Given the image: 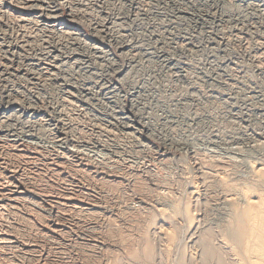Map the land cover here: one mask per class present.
Returning a JSON list of instances; mask_svg holds the SVG:
<instances>
[{"label": "rangeland", "instance_id": "374dc122", "mask_svg": "<svg viewBox=\"0 0 264 264\" xmlns=\"http://www.w3.org/2000/svg\"><path fill=\"white\" fill-rule=\"evenodd\" d=\"M41 1L2 0L4 6L0 3V11L3 10L0 12V37L2 38H0V106L5 107L9 102L15 101L19 106L35 104L34 107L40 109L44 107L49 112L58 108L65 124L61 128L59 126L57 132L62 134L59 138L64 136L57 146L47 144L49 148L45 147V149L37 147L34 149V145L26 143L25 148L24 146L22 148L23 151L16 150L20 158L8 143L5 142L7 146L0 144V168L5 166L11 170L15 168L13 171L19 176L17 181L15 177H10L12 174L8 173L9 171L5 173L1 169L0 185L14 187L17 183L16 186L31 193H27L25 198L18 200L14 207L0 210V216L3 219L0 221V227H4L1 229L7 231L11 237L16 236L11 239L18 244L0 245V264H62L63 262V264H104V262L105 264H200L201 261L203 264L201 253L204 248L202 247L204 237L201 236L202 239L199 238L201 243L198 239L196 245L191 239L197 235L193 234L194 226L200 225V221L203 220L202 215H199L203 207L199 201L197 203L193 199L191 193L196 188L199 191L201 180L194 170V159L191 157L192 153L190 155L189 147L192 145L196 158L200 157L199 159L205 163L208 161L207 163L210 164L215 159L228 163L226 168L220 170V174L226 179V184L231 183L234 188L236 187L229 188V197L232 195L231 197L239 198L238 195H243V191H253H250L251 187L257 190L249 194L264 196V188L259 187V190L262 189L261 195L258 187L253 186L254 182H250V179L254 177L245 168L246 162L254 160L248 148L242 144L238 147L218 145V141L217 145L214 143L216 136L235 133H242L252 138L261 134L264 138V117L258 113L260 109H264V17L258 13L254 14L245 6H236L232 0H230L232 4H225L220 8V12L215 13L222 15L236 13L244 16L248 21L239 23L237 25L239 28L235 26L236 23L231 22L223 23V28L218 27L212 24L211 20H208L205 26H200L187 16L174 15L171 10L172 5L164 6L159 3V0H49L56 1L55 12L49 15L59 17L60 23L65 24L66 30L61 31L59 27L47 28L48 26H43L40 22L39 17H33L30 5L41 8L45 5V1ZM24 3L25 6L28 5L26 6L28 10L24 7ZM177 3L180 6L183 5L181 1ZM192 3L195 2L192 1ZM187 7L191 8L188 4ZM212 11L214 10L210 11L213 14ZM45 14L48 15V12L43 11L42 16ZM249 17L253 18L252 21ZM243 24H247V27ZM69 32L70 36L67 35L70 34ZM49 51L53 52L51 57L48 56ZM44 59L52 63L57 61L55 64L58 65L64 62L61 66L64 69L55 68L49 76L38 66ZM30 61L32 64H28ZM19 64L24 65L21 67ZM8 76L11 77L8 78ZM65 82L72 86L65 87ZM81 85L92 87L93 96L80 95L77 90ZM105 87H110L113 100L110 101L106 99L107 96H104L108 91L104 89ZM60 107L62 108L59 109ZM121 112L142 128L143 125L146 126V123L151 125L152 130L149 132L145 128L146 131L143 130L141 136L129 135L121 130V121L116 119ZM25 118L22 117L20 121L24 123ZM196 118L200 119L197 121ZM13 122L14 124L10 127L19 131L22 123ZM66 123L68 127L65 126ZM64 129L70 130L67 132ZM57 132L50 131L52 135L49 137H54L52 140L55 139ZM169 138L173 139L174 145H169ZM99 140H102L101 143L105 141L104 147L114 143L119 144L123 151L120 149L122 152L118 150L116 155L110 156L108 152H98L89 148V145L90 151L78 145L84 144L83 142L91 143V141L99 143ZM260 140L257 143L264 141V139ZM235 147L239 151L235 150ZM2 149L4 153L1 152ZM75 149H78V154ZM65 151L67 157L64 154ZM162 152L167 154L164 164H160L158 159ZM54 153H59L57 159ZM61 154H63L62 157ZM79 159H82V163ZM259 179L262 181L264 175ZM214 189L211 188L212 192ZM159 192L162 193V197L158 195ZM35 194H38L39 200L33 197ZM62 194L65 196L62 197ZM69 195L71 196L68 197ZM217 195V191L211 193L213 199H217ZM159 197L161 199H158ZM54 200H56L53 203L55 207L51 203ZM63 202L66 203L65 206L62 205ZM142 202L145 204L142 205ZM158 203L159 206H157ZM70 205L75 212H70L73 210ZM238 206H235V209L233 206V211L229 213L231 215L228 214L227 217L220 215L222 224L219 220L210 222L209 228L212 229V235L227 227L229 222L230 224L233 222L229 227L235 224L236 215L246 210L243 206ZM237 209L243 210L239 212ZM165 214L169 217H163ZM43 222L48 224V227ZM55 224L56 227H54ZM159 227L160 229L162 227L163 232L165 230V233H168L167 243H164L162 247L163 251L157 239H154L155 236H152V230ZM48 229L52 232L51 234ZM57 229L61 230V233ZM44 232H47V235ZM242 237L244 236L240 235L241 240ZM211 238V243L209 242L208 245L211 247L213 245L212 250L215 248L216 251L215 235ZM225 238L224 241L228 240L234 247V251L240 255L242 249H239L229 238ZM115 242L118 246H115ZM22 245H24L23 248ZM1 246L6 247L5 251ZM225 257L224 254L221 256L222 262L227 261ZM209 263L216 264L214 260L206 262V264Z\"/></svg>", "mask_w": 264, "mask_h": 264}, {"label": "bare ground", "instance_id": "6f19581e", "mask_svg": "<svg viewBox=\"0 0 264 264\" xmlns=\"http://www.w3.org/2000/svg\"><path fill=\"white\" fill-rule=\"evenodd\" d=\"M33 1V0H32ZM41 1V0H40ZM45 2H44V6H41V8H38V7H35V6H32V5H30L31 6V11L30 12H32V15H33V17H39L40 18V22H42L43 23V26H48L47 28H56V27H59V30H66L65 28V24L63 23H60V21H59V17H57V16H51V15H49V13H51L52 14V12H55V5H56V1H47V0H44ZM64 1V0H63ZM177 1H181V4H183L182 6H180L178 3H177ZM192 1L193 2H195V3H192ZM235 4H236V6H241V7H243V6H245L247 9H249V10H251V11H253L254 12V14L255 13H258V14H260L261 16H263L264 17V0H232ZM42 2V1H41ZM138 2V1H137ZM0 3H1V5H3V3H2V0H0ZM14 3V2H13ZM159 3H162L164 6H166V5H168V4H170V5H172V7H171V10H172V12H174L173 14L174 15H182V16H187L189 19H191L192 21H194L195 23H197V24H199L200 26H205V24H207L208 23V20H211L210 22L212 23V24H216V26H220V27H222V24L223 23H226V22H231V23H236L235 24V26L236 27H238L237 25L239 24V23H242V22H244V21H248L246 18H244V16L242 17L240 14H236L235 13V15H222V14H220V13H215V12H217V11H219L220 10V8L222 7V6H224L225 4H228V5H230V4H232V2L230 1V0H159ZM43 4V3H42ZM57 4H58V1H57ZM62 4V3H61ZM187 4L188 5H190L191 6V8H188L187 7ZM23 5V4H22ZM36 5V4H35ZM38 5V4H37ZM4 6V5H3ZM26 6H28L27 4H26ZM26 6H25V3H24V7L26 8ZM40 6V5H39ZM61 6V5H60ZM59 6V7H60ZM64 6V5H63ZM23 7V6H22ZM43 7V8H42ZM58 7V6H57ZM183 7H185V8H183ZM3 8V7H2ZM1 8V9H2ZM61 8V7H60ZM158 8V7H157ZM7 9V8H6ZM19 9V8H18ZM27 9V8H26ZM30 9V8H29ZM57 9V8H56ZM166 9V8H165ZM5 10V9H4ZM28 10V9H27ZM66 10V9H65ZM211 10H214V11H212V12H214L213 14L210 12ZM1 11H3V10H1ZM0 11V12H1ZM43 11L44 12H48V15H46L45 14V16H42V13H43ZM60 11V10H59ZM5 12H7L8 13V11H5ZM61 12V11H60ZM220 12V11H219ZM15 13V12H14ZM22 13H23V11H22ZM58 13V12H57ZM56 13V14H57ZM69 13V12H68ZM195 13H197V14H195ZM5 14V13H4ZM3 14V15H4ZM15 14H17V13H15ZM19 14V13H18ZM30 14V13H29ZM123 14V13H122ZM257 14V15H258ZM31 16V15H30ZM178 16H176V17H178ZM17 17V16H16ZM19 17H21L20 15H19ZM253 17H255V16H253ZM18 18V17H17ZM28 18V17H27ZM250 18L251 17H249V20H250ZM262 18V17H261ZM19 19V18H18ZM173 19V18H172ZM171 19V20H172ZM252 19L253 18H251V21H252ZM3 20V19H2ZM25 21H26V19H24ZM33 20V19H32ZM36 20V19H35ZM178 20V19H177ZM20 21V20H19ZM23 21V20H22ZM175 21V20H174ZM263 21V20H262ZM29 22V21H28ZM23 23V22H22ZM36 23V22H35ZM37 23H39L38 21H37ZM99 23V22H98ZM27 24V23H26ZM34 24V23H33ZM249 24H251L250 22H249ZM42 25V24H41ZM170 25H172V24H170ZM244 25V24H243ZM247 25V24H246ZM246 25H244V26H246ZM240 26V25H239ZM45 27V28H46ZM71 27V26H70ZM232 27V26H231ZM234 27V26H233ZM241 27V26H240ZM247 27V26H246ZM40 28V27H39ZM223 28V27H222ZM239 28V27H238ZM220 29V28H219ZM218 29V30H219ZM32 30V29H31ZM47 30V29H46ZM54 30V29H53ZM48 31V30H47ZM61 31H59V32H61ZM68 31H70V30H68ZM67 32V31H66ZM71 32V31H70ZM69 32V33H70ZM73 32V31H72ZM223 32V31H222ZM0 33H1V31H0ZM62 33V32H61ZM64 33V32H63ZM227 33V32H226ZM67 34V33H66ZM74 34V33H73ZM68 36H70L71 35V33L70 34H67ZM193 35V34H192ZM79 36V35H78ZM194 36V35H193ZM19 37V36H18ZM241 37V36H240ZM1 38V37H0ZM4 38V37H3ZM2 39V38H1ZM5 40V39H4ZM3 40V41H4ZM28 40V39H27ZM8 41V40H7ZM4 44V43H3ZM8 45H11V44H8ZM2 46V45H1ZM13 47V46H12ZM11 47V48H12ZM15 47V46H14ZM20 47V46H19ZM52 47V46H51ZM60 47V46H59ZM182 47V46H181ZM10 48V47H9ZM18 48V47H17ZM21 49V48H20ZM2 50V49H1ZM5 50V49H4ZM8 49H7V47H6V51H7ZM10 50V49H9ZM5 51V53L7 54V52ZM4 52V51H3ZM13 53H14V51H12ZM43 52V51H42ZM41 52V53H42ZM122 52V51H121ZM49 54H48V56L49 57H51V55H52V51L50 52H48ZM65 53V52H64ZM263 53V52H262ZM3 54V53H2ZM1 54V55H2ZM38 54V53H37ZM44 54H45V51H44ZM55 54V53H54ZM57 54V53H56ZM58 54H60V53H58ZM5 55V54H4ZM36 55V54H35ZM35 55H34V57H35ZM211 55V54H210ZM11 56V55H10ZM13 56V55H12ZM18 56V55H17ZM77 56V55H76ZM3 57V56H2ZM5 57H6V55H5ZM39 58H41L42 56H38ZM61 57V56H60ZM43 58H45V57H43ZM56 58V57H55ZM62 58V57H61ZM248 58V57H247ZM7 59V58H6ZM29 59V58H28ZM47 59H50V58H47ZM47 59H44V61L42 60V63L40 62L39 64H38V66L41 68V70L44 72V73H48L49 74V76H50V73L52 72V70L53 69H55V68H57V69H59L61 66H62V64H64V62L61 64H55L57 61H55V62H50V60H49V62H47ZM8 60V59H7ZM24 60V59H23ZM55 60V59H54ZM56 60H58V59H56ZM67 60V59H66ZM65 60V61H66ZM70 60V59H69ZM73 60V59H72ZM213 60V59H212ZM9 61V60H8ZM7 62V61H6ZM6 62H5V64H6ZM73 63H74V61H72ZM8 63V62H7ZM11 63V62H10ZM22 63H26L27 64V62H22ZM76 63V62H75ZM0 64H1V62H0ZM13 64V63H12ZM25 64V65H26ZM28 64H32L31 63V61H30V63H28ZM20 65V64H19ZM22 65H24V64H22ZM22 65H20L21 67H22ZM8 66L9 67H11L9 64H8ZM31 67H32V65H31ZM6 68V67H5ZM20 68V67H19ZM26 68V67H25ZM30 68V67H29ZM61 68H63V67H61ZM9 69V68H8ZM28 69V68H27ZM64 69V68H63ZM2 70V69H1ZM4 70V69H3ZM12 70H16V69H12ZM40 70V71H41ZM120 70V69H119ZM5 71V70H4ZM13 71V72H14ZM32 71V70H31ZM41 71V72H42ZM27 72V71H26ZM34 72V71H33ZM32 72V73H33ZM7 73H9V72H7ZM11 73V72H10ZM19 73V72H18ZM34 73H36V72H34ZM38 73V72H37ZM43 73V74H44ZM54 73V72H53ZM122 73V72H121ZM3 74V73H2ZM12 74V73H11ZM14 74V73H13ZM41 74V73H40ZM63 74V73H62ZM10 75V74H9ZM15 75V74H14ZM31 75H33V74H31ZM42 75V74H41ZM47 75V74H46ZM1 76V75H0ZM17 76H19V75H17ZM23 76H25V75H23ZM34 76V75H33ZM42 76H44V75H42ZM9 77H11V76H8V78ZM27 77V76H26ZM51 77H52V74H51ZM2 78V77H1ZM28 78H29V76H28ZM34 78V77H33ZM36 78V77H35ZM46 78V77H45ZM32 79V78H31ZM30 79V80H31ZM43 79H44V77H43ZM56 79V78H55ZM36 80V79H35ZM46 80V79H45ZM49 80V79H48ZM51 80V79H50ZM65 80V79H64ZM67 80V79H66ZM230 80V79H229ZM4 81H5V79H4ZM34 81V80H33ZM46 82V81H45ZM32 83V82H31ZM38 83V82H37ZM47 83H50V82H47ZM53 83V82H52ZM54 83H56L55 81H54ZM59 83V82H58ZM64 83V82H63ZM66 84L64 85L65 87H70V86H72L71 84H69V83H67V82H65ZM2 84V83H1ZM36 84V83H35ZM34 84V85H35ZM3 85V84H2ZM50 85V84H49ZM54 85V84H53ZM59 85H60V83H59ZM62 85V84H61ZM57 86V85H56ZM63 86V85H62ZM75 86H77V85H75ZM106 86H109V85H106ZM53 88V87H52ZM57 88V87H56ZM60 88V87H59ZM76 88V87H75ZM61 89V88H60ZM77 89V88H76ZM105 90H108L105 94H104V96H107L108 98H106V99H108V100H110L111 101V99L113 98V96H112V91H110V87H105L104 88ZM115 89V88H114ZM114 89H112V90H114ZM254 89V88H253ZM12 90V89H11ZM67 90V89H66ZM94 89H92V87H87V86H85V85H81V87L80 88H78V90L77 91H79V93H80V95H86V96H88V95H90V96H93V93H92V91H93ZM96 90V89H95ZM8 91H10V90H8ZM57 91V90H56ZM98 91H100V90H98ZM115 91V90H114ZM253 91V90H252ZM2 92H4L3 90H2ZM59 92V91H58ZM94 92V91H93ZM254 92V91H253ZM65 94H66V92H64ZM70 93V92H69ZM142 93V92H141ZM250 93H252V92H250ZM9 94H12L13 95V93H9ZM8 94V95H9ZM16 94H17V92H16ZM15 94V95H16ZM58 94V93H57ZM60 94H63V93H60ZM97 94V93H96ZM2 95V94H1ZM68 95V94H67ZM136 95H138V94H136ZM254 95H257V94H255L254 93ZM71 96H72V94H71ZM110 96V97H109ZM246 96V95H245ZM4 97H5V95H4ZM17 97V96H16ZM64 97V96H63ZM68 97H69V95H68ZM67 97V98H68ZM255 97V96H254ZM105 98V97H104ZM244 98V97H243ZM133 99V98H132ZM113 100V99H112ZM0 101H1V99H0ZM61 101V100H60ZM224 101V100H223ZM263 101V100H262ZM39 102V101H38ZM82 102V101H81ZM88 102V101H87ZM4 103V102H3ZM23 103V102H22ZM65 103V102H64ZM72 103H73V101H72ZM246 103V102H245ZM255 103V102H254ZM62 104V103H61ZM248 104V103H247ZM22 105V104H21ZM26 105V104H25ZM65 105V104H64ZM5 106V105H4ZM34 106H35V104H34ZM34 106H32V105H30V104H28L27 106H19L18 105V103H15V101L14 102H9V104H7V106H5V107H1L0 106V144H6V143H8V145L10 146V148H14V152H16V150L18 151V152H20V151H23L22 150V148H23V146H24V148H25V145H26V143H30V144H32V145H34V149H35V147H37V148H40V149H45V147H47V148H49L48 146H47V144L49 145V144H55V146H57V143H59V142H62V137L64 136H61V138H59L60 137V135H62V134H58V132H57V130H58V127L60 126V128H61V126H63L65 123H64V121H63V119L61 118L63 115L61 114V112H60V110H58V108L57 109H54L53 110V112L51 111V112H49V110H46L44 107H42L41 109L40 108H37V107H34ZM37 106V105H36ZM53 106V105H52ZM63 106V105H62ZM55 107V106H54ZM62 107H60L59 109H61ZM259 108V107H258ZM101 109V108H100ZM51 110V109H50ZM239 111V110H238ZM85 112V111H84ZM131 112V111H130ZM49 113H51V114H49ZM255 113V112H254ZM258 113L260 114V116H262V117H264V109H260L259 111H258ZM53 114V115H52ZM241 114V113H240ZM16 115H18L17 117H16ZM96 115V114H95ZM133 115V114H132ZM198 116V115H197ZM255 116V115H254ZM24 118V117H26L25 118V121H24V123L22 122V121H20V119L21 118ZM95 117V116H94ZM104 117V116H103ZM116 117V116H115ZM67 119V118H66ZM73 119V118H72ZM105 119V118H104ZM111 119V118H110ZM116 119H118L119 121H121L120 122V124H121V130H123V131H125V132H127L129 135H133V137H134V135H142V131L143 130H145V128L147 129V131H151L152 129H151V125L149 126V124H147L146 123V126H144L143 125V128H142V126H138L136 123H134V122H132L131 121V119L129 118V117H127V115L124 113V112H121L120 113V116L117 118L116 117ZM197 119V118H196ZM200 119V118H199ZM199 119H197V121L199 120ZM23 120V119H22ZM71 120V119H70ZM108 120V119H107ZM13 121H16V123L18 124V123H22V124H20L21 125V129L19 128V131L18 130H15V129H12L11 127H10V125L11 124H14V122ZM138 121V120H137ZM195 121V120H194ZM263 121V120H262ZM13 122V123H12ZM66 122V121H65ZM139 122H140V118H139ZM166 122H168V121H166ZM173 122V121H172ZM193 122V121H192ZM15 123V124H16ZM107 123V122H106ZM130 123H133V124H130ZM138 123V122H137ZM143 123V122H142ZM196 123H199V122H196ZM72 124V123H71ZM73 125V124H72ZM111 125V124H110ZM12 126V125H11ZM65 126H67V123H66V125ZM105 126H107V124L105 125ZM109 126V125H108ZM117 126V125H116ZM68 127V126H67ZM66 127V128H67ZM71 127V126H70ZM78 127V126H77ZM113 127V126H112ZM247 127V126H246ZM43 128H45V129H43ZM48 128V129H47ZM74 128V127H73ZM95 128V127H94ZM100 128V127H99ZM103 128H105V127H103ZM107 128V127H106ZM72 129V128H71ZM112 129V128H111ZM42 130V131H41ZM48 130H50V131H52V130H54V131H56L57 132V136H56V138L55 139H53L52 140V138H54V137H52V138H50L49 136L50 135H52V134H50L49 132H48ZM65 130V129H64ZM67 130H70V129H67ZM67 130H65V131H67ZM100 130V129H99ZM102 130V129H101ZM119 130H120V128H119ZM120 130V131H121ZM72 131V130H71ZM74 131H75V129L73 130V133H74ZM93 131H94V129H93ZM96 131V130H95ZM146 131V130H145ZM216 131V130H215ZM235 131V130H234ZM68 132V131H67ZM76 132V131H75ZM106 132V131H105ZM71 133V132H70ZM75 134V133H74ZM191 134V133H190ZM232 134V133H231ZM70 135V134H69ZM112 135V134H111ZM127 135V134H126ZM125 135V136H126ZM71 136H72V134H71ZM74 136V135H73ZM77 136V135H76ZM67 137V136H66ZM66 137H64V139L66 138ZM78 137V136H77ZM99 137V136H98ZM129 137V136H128ZM128 137H127V139H128ZM257 137V139L258 140H260V139H264V138H262L261 137V134L259 135V134H257V135H255L253 138L252 137H250V136H246L245 134H237V133H235V134H233V135H230V134H228V135H220L219 137L218 136H216V141H214V143H215V145H217L216 143H217V141H218V145H222V146H229V145H231V146H241V144H242V146H245V147H247L248 148V150H249V154L251 153L252 155H251V157L254 159V160H249L248 162H246L247 164H244L245 165V168L247 169V171L250 173V175L252 176V177H254V179H250V182L251 181H253L254 182V184H253V186L254 187H258V190H259V187H263L264 188V179L262 180V181H259L260 179V177L261 176H263L264 175V141L262 142V143H257V142H259L258 140H256L255 138ZM68 138H69V136H68ZM81 139V138H80ZM80 139H78L79 141H81ZM90 139V138H89ZM96 139V138H95ZM109 139V138H108ZM129 139H130V137H129ZM133 139H135V138H133ZM170 139V138H169ZM68 140V139H67ZM74 140V139H73ZM72 140V138H71V141H73ZM76 140V139H75ZM85 140V139H84ZM97 140V139H96ZM209 140V139H208ZM214 140V139H213ZM78 141V142H79ZM83 141V140H82ZM82 141L80 142V143H82ZM102 141V140H101ZM101 141L99 140V143L98 142H96V141H91V143H86V142H83L84 144H78L79 145V147H82L83 146V148L84 149H86V148H88L89 146V148H91V149H93V150H95V151H98V152H108V154H110V156H112L113 154H117V151L118 150H120V149H122V146H119V144H108L109 146L108 147H104V145L103 144H105V141L103 142V143H101ZM111 141V140H110ZM113 141V140H112ZM169 141V145H174L173 144V139L171 138L170 140H168ZM203 141V140H202ZM261 141V140H260ZM6 142V143H5ZM74 142V141H73ZM126 142V141H125ZM188 142V141H187ZM182 143V142H181ZM207 143H209V142H207ZM211 143V142H210ZM25 144V145H24ZM45 144H46V146H45ZM75 144V146H76V142L74 143ZM73 144V145H74ZM134 144V143H133ZM177 144H180V143H178L177 142ZM188 144V143H187ZM244 144V145H243ZM51 145H50V147H51ZM72 145V146H73ZM89 145V146H88ZM183 145V144H182ZM181 145V146H182ZM1 146V145H0ZM6 146H7V144H6ZM125 146V145H124ZM196 146V145H195ZM61 147V146H60ZM77 147V146H76ZM165 147V146H164ZM183 148H184V146H182ZM189 147V146H188ZM192 147V148H191ZM191 147H189V150L191 149V151H190V155H191V153H192V155H191V157L194 159V164H195V169L194 170H196L195 172L199 175L198 177L200 178V180H201V183L199 182V185H200V189H199V191L198 190H196V189H198V188H196V189H193L192 190V196H193V199L195 200V201H197V203H198V201H199V203H200V205H201V207H203L202 208V212H201V214H199V215H202V221H200L201 222V224L199 225V224H196L195 226H194V235H196L195 237H192L191 239H192V242H193V244L194 245H196L197 244V240L202 236V237H204V240L202 239V237H201V239H202V247H204V248H202L201 250L203 251V253H201V255H203L202 256V258H203V264H206V262L208 261V260H214V262H216V264H264V196L260 193V190H262V189H260L259 190V193L262 195V197L261 196H258V195H255V194H249V193H251V192H253L254 190H257V189H255V188H253V187H251V189H250V191L251 190H253V191H251V192H249V191H247L246 190V192L245 191H243V195H238L239 196V198H234V197H229V188L230 187H232V188H234L232 185H231V183L228 185V184H226V179H224V176H222L221 174H220V170L221 169H223V168H226V165L228 164V163H226L225 161L224 162H222L223 160H221V161H216V159L214 160V161H212L210 164L209 163H205V162H203V161H201L199 158H196V154L194 153V150H193V146L191 145ZM217 147V146H216ZM57 148V147H56ZM66 148H68V147H66ZM65 148V149H66ZM83 148H82V150H83ZM88 148V150L90 151L91 149H89ZM130 148V147H129ZM236 149L235 150H238V148L237 147H235ZM4 149V148H3ZM3 149L1 150V152L3 151ZM9 149V148H8ZM28 149H30V148H28ZM79 150H80V148H78ZM77 149V150H78ZM126 149H128V148H126ZM131 149V148H130ZM222 149V148H221ZM12 150V149H11ZM25 150H27V149H25ZM48 150V149H47ZM55 150V149H54ZM57 150V149H56ZM60 150V149H59ZM72 150H74V149H72ZM76 149H75V151H77ZM87 150V151H88ZM125 150V149H124ZM134 150V149H133ZM144 150V149H143ZM226 150V149H225ZM88 151V152H89ZM121 151V150H120ZM122 151H123V149H122ZM121 151V152H122ZM128 151H130V150H128ZM132 151V150H131ZM138 151V150H137ZM218 151V150H217ZM239 151V150H238ZM26 152V151H25ZM32 152V151H31ZM33 152H34V150H33ZM36 152V151H35ZM52 152V151H51ZM58 152V151H57ZM56 152V153H57ZM71 152V151H70ZM78 152L79 151H77V154H78ZM81 152V151H80ZM83 152H85V151H83ZM136 152V151H135ZM237 152V151H236ZM2 153H4V152H2ZM6 153V152H5ZM17 153V152H16ZM126 153V152H125ZM128 153V152H127ZM132 153V152H131ZM137 153V152H136ZM189 153V152H188ZM1 154V153H0ZM12 154V153H11ZM10 154V155H11ZM34 154V153H33ZM59 154V153H58ZM58 154H53L54 155V157H56V159H57V157H59L58 156ZM64 154H66V151H65V153ZM81 154H82V152H81ZM80 154V155H81ZM87 154V153H86ZM92 154V153H91ZM96 154V153H95ZM118 154H119V152H118ZM129 154V153H128ZM7 155H8V153H7ZM7 155L5 156V157H7ZM13 155V154H12ZM16 155V154H15ZM17 155H18V157L20 158V154H18L17 153ZM47 155V154H46ZM62 155L63 154H61V157H62ZM71 155V154H70ZM114 155V156H115ZM127 155V154H126ZM136 155V154H135ZM210 155V154H209ZM212 155V154H211ZM27 156V155H26ZM29 156V155H28ZM75 156V155H74ZM128 156V155H127ZM131 156V155H130ZM166 156H167V154H166V152H162L160 155H159V157H158V159L160 160L159 162H160V164L162 163V164H164V162L167 160V159H165L166 158ZM2 157H3V155H2ZM30 157H31V155H30ZM66 157H67V154H66ZM69 157V156H68ZM76 157V156H75ZM79 157V156H78ZM82 157V156H81ZM101 157V156H100ZM217 157V156H216ZM241 157H242V155H241ZM246 157H247V155H246ZM250 157V156H249ZM106 158V157H105ZM112 158V157H111ZM117 158V157H116ZM192 158H190V159H192ZM2 159V158H1ZM14 159V158H13ZM64 159V158H63ZM69 159V158H68ZM102 159V158H101ZM113 159V158H112ZM206 159V158H205ZM246 159V158H245ZM248 159V158H247ZM251 159V158H250ZM109 160V159H108ZM219 160V159H218ZM18 161V160H17ZM71 161V160H70ZM78 161V160H77ZM87 161V160H86ZM88 161H89V159H88ZM238 161V160H237ZM79 162L80 163H82V159H79ZM97 162V161H96ZM117 162V161H116ZM157 162V161H156ZM6 163V162H5ZM62 163V162H61ZM65 163V162H64ZM112 163H114V162H112ZM245 163V162H244ZM1 164V163H0ZM59 164V163H58ZM69 164V163H68ZM87 164V163H86ZM52 165V164H51ZM81 165V164H80ZM1 166V165H0ZM53 166V165H52ZM105 166V165H104ZM16 167V166H15ZM65 167V166H64ZM84 167V166H83ZM238 167V166H237ZM243 167V166H242ZM12 168H13V166H12ZM82 168V167H81ZM229 168V167H228ZM1 169L3 170V172H7V171H9L8 173H11L12 175L10 176V177H12L13 176V178L15 177V179L18 181L19 179H18V175H17V173L15 172V171H13V169H15V168H13L12 170L10 169H7V167L5 166V167H2V168H0V171H1ZM7 169V170H6ZM17 169H18V167H17ZM78 169V168H77ZM76 169V170H77ZM93 169V168H92ZM230 169V168H229ZM5 170V171H4ZM43 170V169H42ZM81 170V169H80ZM225 170V169H224ZM94 171V170H93ZM102 171V170H101ZM100 171V172H101ZM230 171H231V169H230ZM69 172V171H68ZM77 172V171H76ZM121 172V171H120ZM247 172V173H248ZM2 173V172H1ZM1 173H0V175H1ZM85 173V172H84ZM112 173V172H111ZM227 173V172H226ZM101 174V173H100ZM109 174V173H108ZM230 174V173H229ZM233 174V173H232ZM8 175H10V174H8ZM57 175V174H56ZM111 175H113V174H111ZM192 175H194L193 173H192ZM72 176V175H71ZM110 176V175H109ZM114 176V175H113ZM113 176H111V177H113ZM184 176V175H183ZM2 177V176H1ZM4 177H7V176H4ZM108 177V176H107ZM191 177V176H190ZM229 177V176H228ZM251 177V178H252ZM8 178V177H7ZM117 178V177H116ZM231 178V177H230ZM12 179V178H11ZM10 179V180H11ZM24 179V178H23ZM108 179V178H107ZM111 180H112V178H110ZM184 179V178H183ZM192 179V178H191ZM116 180V179H115ZM62 181V180H61ZM110 181V180H109ZM142 181V180H141ZM145 181V180H144ZM228 181V180H227ZM114 182V181H113ZM163 182V181H162ZM174 182V181H173ZM197 182V181H196ZM233 182V181H232ZM234 182H236V181H234ZM249 182V181H248ZM11 183V182H10ZM13 183H14V180H13ZM12 183V184H13ZM228 183V182H227ZM238 183V182H237ZM242 183V182H241ZM258 183V185H255V184H257ZM3 184V183H2ZM16 184L17 183H15V185H14V187H12V186H10L9 187V185H0V210L1 209H5L6 207H14L15 205H16V203L18 202V200H21L27 193L28 194H31V193H29V192H27V191H25L24 190V188L23 189H21V187H18V186H16ZM22 184V183H21ZM155 184V183H154ZM236 184V183H235ZM246 184V183H245ZM238 185V184H237ZM244 185V184H243ZM22 186V185H21ZM156 186V185H155ZM198 186V185H197ZM36 187V186H35ZM246 187V186H245ZM244 187V188H245ZM64 188V187H63ZM164 188V187H163ZM167 188V187H166ZM170 188V187H169ZM189 188V187H188ZM187 188V189H188ZM195 188V187H194ZM211 188L213 189V188H215L214 190H213V192H215V191H217V196H218V198L216 199H213L212 198V196H211V193H213L212 192V190H211ZM236 188V187H235ZM234 188V189H235ZM248 189V188H247ZM29 190V189H28ZM33 190V189H32ZM79 190V189H78ZM165 190V189H164ZM249 190V189H248ZM232 191H233V189H232ZM236 191V190H235ZM238 191H240V189L238 190ZM264 191V190H263ZM263 191H261V192H263ZM31 192V191H30ZM157 192V191H156ZM230 192H231V190H230ZM248 192V193H247ZM258 192V191H257ZM34 193V192H33ZM37 193V192H36ZM233 193H236V192H233ZM255 193V192H254ZM40 194V193H39ZM65 194V193H64ZM64 194H62V197H64L65 195ZM67 194V193H66ZM162 193L161 192H159V194L158 195H160L161 197H162V195H161ZM232 194V193H231ZM237 194V193H236ZM38 195V194H37ZM36 194L33 196L35 199H38L39 200V197L37 196ZM49 195V194H48ZM53 195V194H52ZM64 195V196H63ZM177 195V194H176ZM29 196V195H28ZM27 196V197H28ZM71 195H69L68 197H70ZM164 196V195H163ZM215 196V195H214ZM50 197V196H49ZM161 197H159L158 199H161ZM169 197V196H168ZM167 197V198H168ZM25 198V197H24ZM42 198V197H41ZM41 198H40V200H41ZM66 198V197H65ZM172 198V197H171ZM28 199V198H27ZM43 199V198H42ZM71 199V198H70ZM73 199V198H72ZM174 199H175V196H174ZM29 200V199H28ZM64 200V199H63ZM145 200V199H144ZM163 200V199H162ZM56 200H54L53 202L51 201V203H52V205H53V203L55 202ZM57 201H59V200H57ZM67 201V200H66ZM77 201V200H76ZM194 201V202H195ZM30 202V201H29ZM60 202V201H59ZM88 202V201H87ZM141 202V201H140ZM158 202V201H157ZM157 202H156V204H157ZM38 203V202H37ZM46 203V202H45ZM69 203V202H68ZM73 203H75V202H73ZM159 203H160V201H159ZM159 203H158V205L157 206H159ZM174 203H175V201H174ZM178 203V202H177ZM181 203V202H180ZM40 204V203H39ZM70 204V203H69ZM72 204V203H71ZM92 204V203H91ZM142 205H144L145 203H141ZM150 204H152V203H150ZM163 204H164V202H163ZM179 204V203H178ZM186 204V203H185ZM239 205V206H243V208L244 209H246L245 211H242L241 213H238V212H236V213H238L237 215H236V218H234V219H236V222H235V224L233 225V226H230L229 227V225H231V224H233V222L230 224V222H229V225L227 226V227H224L220 232H219V230H218V232L215 234L214 233V235H215V240L214 241H217V242H215V244H216V246H217V249H216V251H215V248H214V250H212V247H213V245H212V247H211V245H208V244H210L211 242H210V239H214V237H212L211 238V236H214V235H212V229L210 230V226H209V224H210V222H216V221H218L219 220V222H220V217L221 216H226V215H228L230 212H232L233 210H232V208H233V206H234V209H235V206H237V205ZM18 205V204H17ZM50 206H52L51 204H49ZM59 205V204H58ZM58 205H56V206H58ZM61 205V204H60ZM62 205H66V203L65 202H63L62 203ZM74 205H76V204H74ZM83 205H84V203H83ZM93 205H94V203H93ZM197 205V204H196ZM54 207H55V205H53ZM53 206H52V208H53ZM69 206V205H68ZM96 206V205H95ZM156 206V205H155ZM160 206H162V205H160ZM170 206H172V205H170ZM178 206V205H177ZM187 206V205H186ZM185 206V207H186ZM238 206V207H239ZM19 207V206H18ZM60 207V206H59ZM70 207H71V205H70ZM74 207V206H73ZM77 207V206H76ZM87 207H89L88 205H87ZM99 207V206H98ZM144 207V206H143ZM151 207V206H150ZM189 207H190V205H189ZM238 207H236V208H238ZM33 208V207H32ZM72 208V207H71ZM79 208H81V207H79ZM78 208V209H79ZM84 208H86V207H84ZM139 208V207H138ZM145 208V207H144ZM153 208V207H152ZM161 208V207H160ZM170 208V207H169ZM180 208V207H179ZM242 208V207H241ZM16 209V208H15ZM15 209H13V210H15ZM66 209H68V208H66ZM70 209V208H69ZM73 209V208H72ZM76 209V208H75ZM98 209V208H97ZM182 209V208H181ZM192 209V208H191ZM190 209V210H191ZM6 210H8L7 208H6ZM20 210V209H19ZM27 210V209H26ZM34 210V209H33ZM57 210V209H56ZM55 210V211H56ZM59 210V209H58ZM71 210V209H70ZM92 209H90V211H91ZM156 210V209H155ZM158 211H160L159 209H157ZM168 210V209H167ZM170 210V209H169ZM173 209H171V211H172ZM239 212L241 211V210H243V209H237ZM49 211V210H48ZM60 211V210H59ZM62 211V210H61ZM64 211H65V209H64ZM67 211V210H66ZM74 211V209L72 210V211H70V212H73ZM79 211V210H78ZM81 211V210H80ZM86 211V210H85ZM95 211V210H94ZM144 211H146V209L144 210ZM163 211H165V210H163ZM236 211V210H235ZM1 212V211H0ZM14 212V211H13ZM75 212V211H74ZM93 212V211H92ZM96 212H97V210H96ZM167 212H169V211H167ZM195 212H197V211H195ZM33 213V212H32ZM82 213V212H81ZM83 213H84V211H83ZM123 213V212H122ZM142 213H143V211H142ZM149 214H150V212H148ZM156 213V212H155ZM161 213V212H160ZM159 213V214H160ZM194 213V212H193ZM78 214V213H77ZM85 214H89V213H85ZM95 214V213H94ZM164 214V213H163ZM166 214H168V213H166ZM160 215V216H163V217H165V216H167V215ZM240 214H242V215H240ZM1 215V214H0ZM3 215V214H2ZM43 215V214H42ZM54 215V214H53ZM60 215H61V212H60ZM67 215V214H66ZM91 215V214H90ZM89 215V216H90ZM98 215V214H97ZM169 215V214H168ZM172 215H174V214H172ZM176 215V214H175ZM186 215H187V213H186ZM193 215V214H192ZM198 215V216H199ZM221 215V216H220ZM229 215H231V214H229ZM58 215H56V217H57ZM63 216V215H62ZM93 216V215H92ZM171 216V215H170ZM234 216V215H233ZM4 216H2V218H3ZM155 217V216H154ZM157 217V216H156ZM167 217H169V216H167ZM175 217V216H174ZM195 217V216H194ZM227 217V216H226ZM30 218V217H29ZM225 218V217H224ZM233 218V217H232ZM0 219H1V216H0ZM47 219V218H46ZM136 219V218H135ZM157 219V218H156ZM159 219V218H158ZM193 219V218H192ZM200 219V218H199ZM227 219V218H226ZM230 219V218H229ZM6 220V219H5ZM21 220H23V219H21ZM25 220V219H24ZM165 220V219H164ZM167 220V219H166ZM169 220H170V218H169ZM190 220V219H189ZM224 220V219H223ZM0 221H3V219H1ZM145 221V220H144ZM198 221V222H199ZM226 221V220H225ZM231 221H232V219H231ZM26 222V221H25ZM31 222H32V220H31ZM58 222V221H57ZM189 222V221H188ZM3 223V222H2ZM15 223V222H14ZM21 223V222H20ZM27 223V222H26ZM34 223V222H33ZM44 224H45V222H43ZM172 223V222H171ZM211 223V224H212ZM221 223V222H220ZM225 223V222H224ZM228 223V222H227ZM131 224V223H130ZM156 224V223H155ZM159 224V223H158ZM222 224V223H221ZM4 225V224H3ZM6 225V224H5ZM18 225V224H17ZM31 225H32V223H31ZM30 225V226H31ZM46 226L48 225V224H45ZM44 225V226H45ZM152 225V224H151ZM45 226V227H46ZM161 226H163V225H161ZM222 226V225H221ZM8 227H10V226H8ZM48 227V226H47ZM54 227H56V224H55V226ZM54 227H52V228H54ZM58 227V226H57ZM67 227V226H66ZM109 227V226H108ZM146 227V226H145ZM155 227V226H154ZM188 227V226H187ZM1 228H4V227H0V245L1 244H3L4 246L5 245H7V244H11V243H16V242H14L11 238L13 237H11L8 233H7V231H4L3 229H1ZM157 228V227H156ZM155 228V230H152V232H153V234H152V236L154 235L155 237H154V239H157V243H159V245H160V249L162 250V247H164L163 246V244L164 243H167V238H168V233L166 234L165 232V230H164V232H163V230H161L162 229V227H161V229H160V227H159V229H156ZM212 228V227H211ZM217 228V227H216ZM46 228H44V230H45ZM59 229H61V228H59ZM71 229V228H70ZM137 229V228H136ZM149 229V228H148ZM6 230V229H5ZM7 230H9V229H7ZM44 230H42V231H44ZM58 230V229H57ZM139 230V229H138ZM169 230H172V229H169ZM215 230V229H214ZM10 231V230H9ZM48 231L50 232V230L48 229ZM54 231H56L55 229H54ZM59 231V230H58ZM61 231V230H60ZM59 231V233H61ZM64 231V230H63ZM62 231V232H63ZM119 231V230H118ZM149 231V230H148ZM173 232V231H172ZM12 233H14V232H12ZM12 233H10V234H12ZM45 233V232H44ZM47 233V232H46ZM45 233V234H46ZM52 232H50V234H51ZM142 233V232H141ZM15 234V233H14ZM44 234V235H45ZM49 234V235H50ZM64 234V233H63ZM131 234V233H130ZM143 234V233H142ZM147 234V233H146ZM145 234V235H146ZM204 234V235H203ZM13 235V234H12ZM47 235V234H46ZM48 235V236H49ZM56 235V234H55ZM169 235H170V232H169ZM189 235V234H188ZM240 235H242V236H244V237H242L243 239L241 240V238H240ZM21 236V235H20ZM27 236V235H26ZM47 236V237H48ZM51 236H53V234L51 235ZM148 237H149V235H147ZM167 236V237H166ZM170 236H172V235H170ZM169 236V237H170ZM16 236H14L13 238H15ZM19 237V236H18ZM25 237V236H24ZM101 237V236H100ZM174 237V236H173ZM225 237H227V238H229L236 246H238L239 247V249H242V252H241V254L239 255V253H237V252H235L234 251V247H232L230 244H229V242H228V240L227 241H224L226 238ZM21 238V237H20ZM25 238H27V237H25ZM94 238H96L95 236H94ZM23 239V238H22ZM49 239V238H48ZM141 239V238H140ZM175 239V238H174ZM201 239H199L200 240V243H201ZM23 240H25V239H23ZM84 240V239H83ZM90 240V239H89ZM96 240V239H95ZM95 240H93V241H95ZM97 240H99L98 238H97ZM105 240V239H104ZM127 242L129 241L128 239H125ZM147 240V239H146ZM168 240H170V239H168ZM15 241H17V240H15ZM21 241V240H20ZM81 241H82V239H81ZM125 241V242H126ZM171 241V240H170ZM169 241V242H170ZM187 241V240H186ZM211 241H213V240H211ZM213 241V242H214ZM23 242V241H22ZM25 243L27 242V241H24ZM85 242V241H84ZM89 242V241H88ZM112 242H114V241H112ZM122 242V241H121ZM120 242V243H121ZM149 242V241H148ZM151 242V241H150ZM168 242V243H169ZM172 242V241H171ZM210 242V243H209ZM29 243V242H28ZM96 243V242H95ZM99 243V242H98ZM116 244H115V246H118V243L117 242H115ZM136 243V242H135ZM198 243H199V241H198ZM231 243V242H230ZM17 244V243H16ZM85 244V243H84ZM94 244V243H93ZM101 244V243H100ZM110 244V243H109ZM114 244V243H113ZM123 244H125V243H123ZM151 244V243H150ZM192 244V243H191ZM215 244H214V247H215ZM13 245V244H12ZM18 245V244H17ZM20 245V244H19ZM35 245V244H34ZM86 245V244H85ZM91 245V244H90ZM89 245V246H90ZM97 245V244H96ZM102 245V244H101ZM128 245V244H127ZM137 245V244H136ZM154 245V244H153ZM167 245V244H166ZM165 245V246H166ZM186 245V244H185ZM194 245H193V247H194ZM201 245V244H200ZM23 246L24 245H22V248H23ZM32 246V245H31ZM111 246V245H110ZM110 246H108V247H110ZM167 246H169V245H167ZM181 246V245H180ZM197 246H199V245H197ZM211 248H210V247ZM2 247V246H1ZM14 247V246H13ZM25 247H28V246H25ZM92 247H94V246H92ZM99 247V246H98ZM97 247V248H98ZM121 247H122V245H121ZM128 247V246H127ZM170 247V246H169ZM2 248H4V247H2ZM2 248H1V252H2ZM6 248V247H5ZM5 248H4V250L3 251H5ZM9 248V247H8ZM18 248H21V247H18ZM32 248V247H31ZM123 248V247H122ZM126 248V246L124 247V249ZM180 248V247H179ZM14 249H15V247H14ZM26 249V248H25ZM33 249V248H32ZM63 249V248H62ZM112 249V248H111ZM120 249V248H119ZM165 249H167V248H165ZM178 249V248H177ZM190 249H192V248H190ZM198 249V248H197ZM236 249V248H235ZM9 250V249H8ZM16 250V249H15ZM108 250V249H107ZM134 250V249H133ZM174 250V249H173ZM194 250V249H193ZM200 250V251H201ZM29 251H31V250H29ZM33 251V250H32ZM43 251V250H42ZM93 251V250H92ZM163 251V250H162ZM167 251V250H166ZM178 251V250H177ZM200 251H199V257H200ZM218 251V252H217ZM236 251H237V249H236ZM24 252V251H23ZM26 252H28V251H26ZM126 252V251H125ZM165 252V251H164ZM195 252V251H194ZM217 252V253H216ZM25 253V252H24ZM23 253V254H24ZM29 253V252H28ZM47 253V252H46ZM113 253V252H112ZM122 253H123V251H122ZM127 253H129V252H127ZM161 253V252H160ZM168 253V252H167ZM191 253V252H190ZM41 254V253H40ZM43 254V253H42ZM116 254H118V253H116ZM169 254V253H168ZM180 254V253H179ZM225 255L226 257L225 258H227V261L226 260H224L223 262H222V260H221V256L222 255ZM33 255V254H32ZM47 255V254H46ZM129 255H130V253H129ZM151 255V254H150ZM197 255V254H196ZM112 256V255H111ZM114 256V255H113ZM120 256V255H119ZM64 257V256H63ZM92 257V256H91ZM132 257V256H131ZM167 257V256H166ZM193 257V256H192ZM44 258V257H43ZM101 258V257H100ZM161 258V257H160ZM223 258H224V256H223ZM15 259V258H14ZM40 259V258H39ZM45 259V258H44ZM52 259V258H51ZM114 259V258H113ZM126 259V258H125ZM159 259V258H158ZM194 259V258H193ZM37 260H38V258H37ZM42 260V259H41ZM97 260V259H96ZM188 260V259H187ZM202 260V259H201ZM45 261V260H44ZM48 261V260H47ZM51 261V260H50ZM81 261V260H80ZM117 261V260H116ZM198 261V260H197ZM109 262V261H108ZM113 262V261H112ZM122 262V261H121ZM128 262V261H127ZM186 262V261H185ZM198 262H200V261H198ZM46 263V262H45ZM56 263V262H55ZM60 263V262H59ZM64 263V262H63ZM62 263V264H63ZM73 263V262H72ZM101 263V262H100ZM125 263V262H124ZM130 263V262H129ZM193 263V262H192ZM196 263V262H195ZM202 263V261L200 262V264ZM17 264V263H16ZM43 264V263H42ZM74 264V263H73ZM91 264V263H90ZM102 264V263H101ZM104 264H105V262H104ZM179 264V263H178ZM188 264V263H187ZM190 264V263H189ZM210 264V263H209Z\"/></svg>", "mask_w": 264, "mask_h": 264}]
</instances>
